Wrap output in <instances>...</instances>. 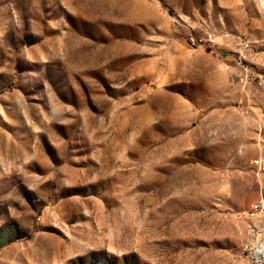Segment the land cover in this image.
Masks as SVG:
<instances>
[{
	"label": "rangeland",
	"instance_id": "obj_1",
	"mask_svg": "<svg viewBox=\"0 0 264 264\" xmlns=\"http://www.w3.org/2000/svg\"><path fill=\"white\" fill-rule=\"evenodd\" d=\"M257 159L264 0H0V264H250Z\"/></svg>",
	"mask_w": 264,
	"mask_h": 264
},
{
	"label": "built area",
	"instance_id": "obj_2",
	"mask_svg": "<svg viewBox=\"0 0 264 264\" xmlns=\"http://www.w3.org/2000/svg\"><path fill=\"white\" fill-rule=\"evenodd\" d=\"M193 43L196 40L192 37ZM258 169L264 171V161L254 160ZM249 221L250 239L246 246V256L250 264H264V184L260 185L258 195L246 210Z\"/></svg>",
	"mask_w": 264,
	"mask_h": 264
}]
</instances>
